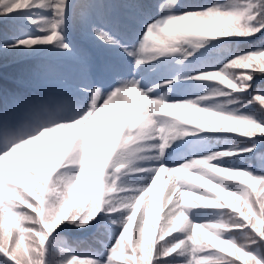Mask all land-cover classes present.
<instances>
[{
    "label": "snow or ice",
    "instance_id": "1",
    "mask_svg": "<svg viewBox=\"0 0 264 264\" xmlns=\"http://www.w3.org/2000/svg\"><path fill=\"white\" fill-rule=\"evenodd\" d=\"M10 57L0 264H264V0H0Z\"/></svg>",
    "mask_w": 264,
    "mask_h": 264
},
{
    "label": "trees",
    "instance_id": "2",
    "mask_svg": "<svg viewBox=\"0 0 264 264\" xmlns=\"http://www.w3.org/2000/svg\"><path fill=\"white\" fill-rule=\"evenodd\" d=\"M204 3H211L212 0H201ZM79 29L75 26L71 28V39L76 48L87 49L90 55L95 56L96 44L92 40H80L77 37ZM97 43V42H96ZM248 45H241V49H247ZM37 62L32 59L9 58L7 62L0 60V87L7 86L10 91L21 92H35L37 95L42 94L39 89L33 88L31 85V74L36 69ZM258 84L264 83V81H257ZM261 154H264V147H261ZM248 163H251L254 167H260L264 165V160L254 158ZM65 238L77 248V251H87L92 248L98 247L87 233H64ZM167 239V238H166Z\"/></svg>",
    "mask_w": 264,
    "mask_h": 264
},
{
    "label": "rangeland",
    "instance_id": "3",
    "mask_svg": "<svg viewBox=\"0 0 264 264\" xmlns=\"http://www.w3.org/2000/svg\"><path fill=\"white\" fill-rule=\"evenodd\" d=\"M77 37H79L80 39L82 40H90V39H87L79 30V32L77 33ZM93 41V40H92ZM95 44H97L98 46V51L101 53L99 54L100 56H102V58H104L106 55H108V53H106L105 49L100 45L99 42H94Z\"/></svg>",
    "mask_w": 264,
    "mask_h": 264
}]
</instances>
